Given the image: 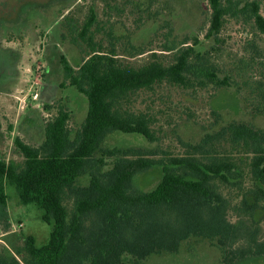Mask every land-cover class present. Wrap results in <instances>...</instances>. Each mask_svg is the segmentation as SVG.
Segmentation results:
<instances>
[{
  "label": "trees",
  "instance_id": "obj_1",
  "mask_svg": "<svg viewBox=\"0 0 264 264\" xmlns=\"http://www.w3.org/2000/svg\"><path fill=\"white\" fill-rule=\"evenodd\" d=\"M209 2L212 13L207 42L200 44L195 35L179 43H166V50L175 51L170 64L154 57L139 67L121 63L114 48L100 49L90 34L98 17L91 9L79 30L90 57L76 69L61 55L63 84L70 81L87 97L85 121L73 135L68 123L71 113L61 108L47 122L40 145L16 139L25 155L22 164L0 158V204L8 203L7 186H14L22 203L36 204L43 219L53 222L50 240L38 245L30 234L17 249L21 259L0 249V264H146L144 260L155 252L179 251L192 235L219 239L228 245L232 252L228 264L264 255V239L259 237L261 228L255 219L257 210L264 207L263 130L234 122L223 132L234 145L253 154L249 163L253 184L238 202L237 222L228 217L231 202L220 185H238L244 174L238 172L231 156H222L212 147L210 135L187 153L169 159L137 147L102 148L112 131L154 139L148 115L122 105L134 91L152 88L161 81L187 87L232 86L230 75H222L212 61V53L217 50L228 16L244 15L264 35L261 3ZM110 157H116L111 164ZM153 171L159 173L155 186L136 188L137 176ZM85 174L90 175L89 184L78 185L79 177ZM67 199L72 200V207ZM244 215L251 217V224ZM127 255L134 260L126 262Z\"/></svg>",
  "mask_w": 264,
  "mask_h": 264
},
{
  "label": "rangeland",
  "instance_id": "obj_2",
  "mask_svg": "<svg viewBox=\"0 0 264 264\" xmlns=\"http://www.w3.org/2000/svg\"><path fill=\"white\" fill-rule=\"evenodd\" d=\"M259 2L264 15V0ZM91 9L98 17L90 34L100 49L114 48L124 65L139 67L154 57L170 64L175 51L166 50V43H179L195 35L200 44L208 41L205 35L212 13L209 0H0V158L22 164L25 155L16 139L40 145L45 140L47 122L61 108L71 113L68 123L73 135L85 121L87 97L70 81L63 84L61 55L76 69L90 57L79 30ZM219 38L212 61L222 75H230L232 86L187 87L161 81L152 88L134 91L122 105L148 115L154 139L112 131L102 148L137 147L169 159L187 153L210 135L212 147L222 156H231L238 172L244 174L238 185H220L231 202L228 217L237 222L238 202L253 184L249 172L253 154L234 145L223 132L234 122L264 131V35L253 21L240 14L226 18ZM115 158L110 157L109 163ZM158 176L157 171L140 174L135 186L151 188ZM89 182V174L78 179V185ZM7 192L8 203L0 204V249L21 259L17 249L24 239L31 234L38 245H43L50 240L54 224L43 219L36 204L22 203L14 186L8 185ZM66 203L72 207V200ZM244 219L252 223L251 217L244 215ZM255 219L261 228L259 237L264 239V207L257 210ZM230 250L219 239L192 235L179 251L155 252L144 263L228 264ZM132 260L131 255L125 257L126 262ZM235 264H264V255L241 258Z\"/></svg>",
  "mask_w": 264,
  "mask_h": 264
},
{
  "label": "flooded vegetation",
  "instance_id": "obj_3",
  "mask_svg": "<svg viewBox=\"0 0 264 264\" xmlns=\"http://www.w3.org/2000/svg\"><path fill=\"white\" fill-rule=\"evenodd\" d=\"M3 159V158H2ZM3 160H5V159H3Z\"/></svg>",
  "mask_w": 264,
  "mask_h": 264
}]
</instances>
